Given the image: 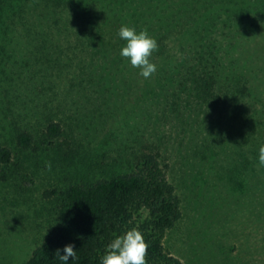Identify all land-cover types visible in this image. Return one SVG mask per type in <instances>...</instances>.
Returning a JSON list of instances; mask_svg holds the SVG:
<instances>
[{"label":"trees","instance_id":"16d2710c","mask_svg":"<svg viewBox=\"0 0 264 264\" xmlns=\"http://www.w3.org/2000/svg\"><path fill=\"white\" fill-rule=\"evenodd\" d=\"M249 11L257 17L249 0H0V110L14 144L0 142V182L21 187L26 171L57 179L48 222L24 264H61L54 252L69 243L77 253L69 264H99L114 235L133 227L149 246L147 264H186L167 245L183 216L169 156L143 142L150 106L162 119L186 122L191 148L217 177L244 183L264 251V168L257 166L264 44L253 40L259 26L245 24ZM8 14L22 31L7 26ZM122 24L156 38L151 78L120 56ZM32 92L41 97L36 104ZM77 93L94 104L101 124L129 125L135 146L117 153L91 145L88 126L68 113ZM130 95L142 111L128 120Z\"/></svg>","mask_w":264,"mask_h":264},{"label":"rangeland","instance_id":"374dc122","mask_svg":"<svg viewBox=\"0 0 264 264\" xmlns=\"http://www.w3.org/2000/svg\"><path fill=\"white\" fill-rule=\"evenodd\" d=\"M249 1H252L257 17L249 11L252 17L249 18L244 12L245 24L255 28L259 26L253 40L255 44H264V0ZM110 3L115 8L116 4L121 9L126 6V3L120 1L116 4L109 1ZM9 17L10 14L7 26L14 32L22 31L23 29L10 22ZM2 44L4 43L0 42ZM3 67L0 65V83L4 76ZM1 89L0 87V91ZM38 95L36 93L34 96L32 92V98L37 97L34 104L41 98ZM73 97L68 113L88 126L90 134L87 131V139L91 141V145L101 142L117 153L124 151L127 143L135 146L133 136L129 133L132 130L129 125L125 124L124 133L120 131V126L114 131L109 124L100 123L98 117H101L97 110L94 111V104L89 105L78 93ZM134 98V95H130L129 101H124L123 104V108L127 109L128 120L130 117H137L142 111L139 107H134ZM0 103L1 107L2 102ZM114 103L116 100L112 102ZM34 104L31 101L28 108ZM156 109L158 108L149 107V129L144 133L143 142L149 138L151 143L159 145L161 151L169 156V173L181 196L183 210L182 218L168 234L169 249L186 264H264L259 227L253 224V217H250L244 183L241 182L238 186L234 181L228 180V177H217L216 172L207 164V159L203 160L202 155L195 154L191 148L193 145L188 134L192 133L186 122L175 115L162 119L153 112ZM2 114L4 113L0 110V119L3 118ZM6 118L0 123V142L14 145ZM40 156L45 157L43 154ZM215 168L218 172L225 173L220 164H216ZM26 172L30 177L24 183L20 182L21 187L0 182V264H24L40 240L52 211V196L48 192L53 189V181L56 182L57 179L49 182L44 173L35 178L31 172ZM31 178L34 180L32 184L29 180Z\"/></svg>","mask_w":264,"mask_h":264},{"label":"clouds","instance_id":"9594fccd","mask_svg":"<svg viewBox=\"0 0 264 264\" xmlns=\"http://www.w3.org/2000/svg\"><path fill=\"white\" fill-rule=\"evenodd\" d=\"M117 36L124 41L120 56L125 58L131 67L139 69L140 76L145 79L151 78L158 70L151 59L159 47L156 38L151 36L146 28L138 31L136 27L127 24L120 26ZM257 160V166L264 168V144L259 146ZM148 247L143 233L138 228L127 229L114 235L100 256L99 264H147ZM54 256L61 264H69L70 258L75 261L77 259L75 245L69 243L63 248H57Z\"/></svg>","mask_w":264,"mask_h":264}]
</instances>
